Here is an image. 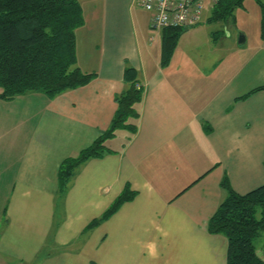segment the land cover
Wrapping results in <instances>:
<instances>
[{
  "label": "crops",
  "instance_id": "1",
  "mask_svg": "<svg viewBox=\"0 0 264 264\" xmlns=\"http://www.w3.org/2000/svg\"><path fill=\"white\" fill-rule=\"evenodd\" d=\"M132 1L79 0L76 64L95 74L88 83L53 97H0V176L11 181L0 257L16 264H226L227 240L207 224L226 196L223 177L239 194L264 184V89H257L264 87V37L228 54L201 32L197 42L178 41L162 63L163 30L149 43L150 15L136 16ZM200 48L205 59L194 55ZM126 66L143 87L136 130L114 142L116 130L105 141L115 149L87 160L60 193L61 162L108 128L115 96L127 87ZM125 186L133 198L89 228Z\"/></svg>",
  "mask_w": 264,
  "mask_h": 264
},
{
  "label": "trees",
  "instance_id": "2",
  "mask_svg": "<svg viewBox=\"0 0 264 264\" xmlns=\"http://www.w3.org/2000/svg\"><path fill=\"white\" fill-rule=\"evenodd\" d=\"M243 0H215L208 20H226ZM261 37H264V4L261 3ZM84 23L79 0H0V97L14 98L28 92L53 97L88 83L94 73L82 71L76 64L75 31ZM184 27H164L161 60L172 55ZM126 89L115 96L116 110L108 128L76 156L65 158L59 166V190L64 193L81 166L91 158L109 151L105 141L121 128L136 130L133 119L139 113L143 87L138 72L126 66ZM257 89H264L260 87ZM226 191L210 217L207 230L227 240L226 264H264L256 253L254 240L264 228V184L247 193H236L227 177L221 180ZM135 192L125 186L99 218L94 227L113 215ZM264 251V247H263Z\"/></svg>",
  "mask_w": 264,
  "mask_h": 264
},
{
  "label": "rangeland",
  "instance_id": "3",
  "mask_svg": "<svg viewBox=\"0 0 264 264\" xmlns=\"http://www.w3.org/2000/svg\"><path fill=\"white\" fill-rule=\"evenodd\" d=\"M133 3L136 1H132ZM134 3V5H135ZM214 0H202V13H201V20L199 23L189 26L186 31H183L177 42H197L200 40V35L201 32L206 35H214L216 36V39L219 41V45L225 49L228 54L233 48H246L249 46V44L252 43L254 40V35H257V39L259 35H261V17H262V8H261V3L264 4V0H243L241 6L235 7L233 10V15L232 17L226 19V20H208L210 16H212L213 9H214ZM137 4V3H136ZM138 5V4H137ZM138 12L135 13V15L145 14L146 16L151 15L150 11L145 10L141 6H137ZM142 10V11H141ZM143 14L141 16L143 17ZM148 28V33L152 35L151 37L153 38L150 40L149 38V43H152L154 40L160 39V33L162 29H156V28H151L150 26ZM195 30V31H193ZM142 33L144 32L143 30L141 31ZM160 32V33H158ZM146 34V33H145ZM147 34L148 36H150ZM242 34L246 36L248 39L247 42H243L242 44L238 43V36ZM145 36V39H148V36ZM154 35V36H153ZM140 36V40H141ZM161 42V40H160ZM162 46V43H161ZM194 55L196 56L197 59H205L207 57V53L204 48L198 49ZM25 93V94H29ZM24 95V94H23ZM121 132V133H120ZM129 131L128 129H119L117 131L118 137L115 139L118 142L120 139H122L126 134H128ZM114 136V135H113ZM111 136V137H113ZM115 138V137H114ZM106 146L108 149H115L117 146V143H106ZM11 186V181L8 179V176H0V217L3 216V209L5 206V201L7 198V192ZM2 221L0 220V228L3 227V224H1ZM254 244L256 247V253L257 255L264 260V228H262L259 231V234L254 240ZM0 264H16V262L8 260L6 258L0 257Z\"/></svg>",
  "mask_w": 264,
  "mask_h": 264
},
{
  "label": "built area",
  "instance_id": "4",
  "mask_svg": "<svg viewBox=\"0 0 264 264\" xmlns=\"http://www.w3.org/2000/svg\"><path fill=\"white\" fill-rule=\"evenodd\" d=\"M134 1L145 10L150 11L149 26L151 28L189 27L201 19L202 0Z\"/></svg>",
  "mask_w": 264,
  "mask_h": 264
},
{
  "label": "water",
  "instance_id": "5",
  "mask_svg": "<svg viewBox=\"0 0 264 264\" xmlns=\"http://www.w3.org/2000/svg\"><path fill=\"white\" fill-rule=\"evenodd\" d=\"M187 29H188V27H184L183 31H186ZM244 41H245V36L242 35V34H240V35L238 36V43H239V44H242Z\"/></svg>",
  "mask_w": 264,
  "mask_h": 264
}]
</instances>
